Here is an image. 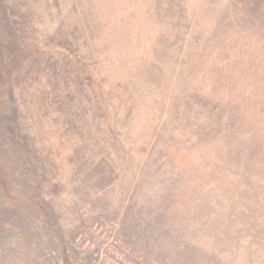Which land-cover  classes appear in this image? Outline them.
Listing matches in <instances>:
<instances>
[{
    "label": "rangeland",
    "instance_id": "1",
    "mask_svg": "<svg viewBox=\"0 0 264 264\" xmlns=\"http://www.w3.org/2000/svg\"><path fill=\"white\" fill-rule=\"evenodd\" d=\"M0 264H264V0H0Z\"/></svg>",
    "mask_w": 264,
    "mask_h": 264
}]
</instances>
